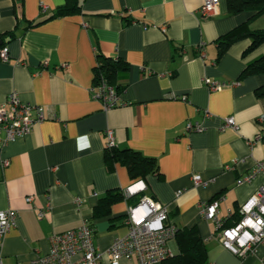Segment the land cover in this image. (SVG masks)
Masks as SVG:
<instances>
[{
    "label": "crops",
    "instance_id": "0c3cea01",
    "mask_svg": "<svg viewBox=\"0 0 264 264\" xmlns=\"http://www.w3.org/2000/svg\"><path fill=\"white\" fill-rule=\"evenodd\" d=\"M65 3L0 0V46L9 52V61L0 62V104L16 92L49 117L4 146L0 132V162L9 161L0 168V211L17 212L3 242V264L45 256L52 235L84 223L94 230L99 264H110L107 251L126 235L127 210L143 196L166 207L178 230H197L206 264H260L264 244L237 258L215 238L214 224L200 207L221 197L218 218L232 227L239 207L264 187L263 176L241 183L264 165V141L255 140L257 120H264V97L255 92L264 87V73L243 74L264 56V42L249 49L247 34L219 53L224 36L242 24L247 32L264 31V15L232 12L228 0H219L215 16L206 19L198 11L203 0H79V12L54 17ZM98 55L119 59L128 69L126 78L116 80L124 89L123 106L107 112L91 96ZM205 78L238 85L210 92ZM227 117L234 118L236 131H219ZM187 123L203 131L188 132ZM108 130L117 149L154 159L157 171L144 180L132 179L120 164L109 171ZM195 175L207 185L195 188ZM138 181L145 191L127 197L125 190ZM108 194H118L117 200L108 213L95 216ZM168 246L175 255V241Z\"/></svg>",
    "mask_w": 264,
    "mask_h": 264
},
{
    "label": "built area",
    "instance_id": "2783aa9c",
    "mask_svg": "<svg viewBox=\"0 0 264 264\" xmlns=\"http://www.w3.org/2000/svg\"><path fill=\"white\" fill-rule=\"evenodd\" d=\"M219 0H203L202 7L198 10L202 19L215 16ZM202 55L201 48H199ZM9 61L7 47L0 46V62ZM43 66H46L44 63ZM62 64L61 68H65ZM210 92H220L226 87L237 86L236 82H221L208 78L203 80ZM93 100L101 104L103 111L123 106L121 95L115 88L107 85L103 80L93 86L91 90ZM186 101L185 97L180 98ZM208 117L209 115L206 114ZM49 117L41 106L23 103L16 92L7 95L0 104V132L3 133L2 146L27 136L34 125L40 124ZM53 118V116H51ZM259 133L256 141H264V120H257ZM188 132L201 133L203 128L187 123ZM227 129L236 131L237 125L233 117L222 120L220 132ZM107 148L115 147L112 133L107 131ZM9 161L2 160L0 168L8 167ZM257 176L264 177V165L258 164L252 168L242 179L241 183H251ZM195 188L205 187L207 183L198 175L192 177ZM145 191V185L135 182L129 186L124 194L132 197ZM221 197L216 198L200 207L201 216L214 224V236L222 247L237 258L243 259L256 252V248L264 244V187H259L256 192L238 209L239 220L232 227H227L226 222L218 218V208ZM32 197H27L25 202L31 203ZM78 208L81 207L80 199L75 200ZM39 218L44 212L38 214ZM17 212L15 210L0 211V264L2 262V247L5 236L15 227ZM125 225L127 233L124 237L113 240L107 255L110 264H118L120 260L135 259L137 264H161L173 256L169 243L174 241L176 227L169 221L166 207L148 196L140 198L139 202L129 207L126 214ZM49 251L45 256L38 257L24 264H99L100 253L94 244V230L87 224L49 238ZM264 264V259H260Z\"/></svg>",
    "mask_w": 264,
    "mask_h": 264
},
{
    "label": "trees",
    "instance_id": "16d2710c",
    "mask_svg": "<svg viewBox=\"0 0 264 264\" xmlns=\"http://www.w3.org/2000/svg\"><path fill=\"white\" fill-rule=\"evenodd\" d=\"M79 0H66L63 7L58 9L54 17H64L79 12ZM228 6L232 12H253V18L264 15V0H228ZM251 37V46L253 49L264 42V31L247 32V24H242L230 31L219 43V53L230 43L240 39L245 35ZM11 35V34H6ZM98 64L95 66L94 86L103 80L107 85L115 88L116 92L121 95L123 88L116 85V80L126 78L127 66L119 59H112L98 55ZM264 73V56L259 60L250 64L243 72L245 75L263 74ZM255 94L258 97H264V87L258 89ZM105 163L108 170L115 164L123 165L127 168L132 179L144 180L148 175L157 171V165L154 159L143 156L137 151L131 149L119 150L117 147L105 149ZM121 195V194H120ZM118 194H108L101 199L95 208V216L106 214L110 206L117 200ZM177 253L170 258L164 260L161 264H206V249L198 236L195 228H176L174 238Z\"/></svg>",
    "mask_w": 264,
    "mask_h": 264
}]
</instances>
